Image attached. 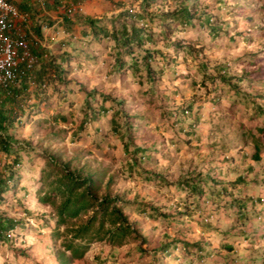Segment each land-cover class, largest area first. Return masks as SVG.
Instances as JSON below:
<instances>
[{
  "label": "rangeland",
  "instance_id": "1",
  "mask_svg": "<svg viewBox=\"0 0 264 264\" xmlns=\"http://www.w3.org/2000/svg\"><path fill=\"white\" fill-rule=\"evenodd\" d=\"M23 1L28 0H15ZM45 1L30 0L27 11L33 17L46 13L54 4ZM185 3L186 20L168 15L181 10L180 0H85L74 9H58L54 17L34 18L31 29L37 34L40 27L42 41L35 48L48 50L45 61L62 71L54 72L37 100L32 93L29 104L36 106L26 107L10 130L13 141H22L24 168L0 213L20 223L0 237V264H209L207 257L264 264V0ZM143 5L145 17L136 24L150 36L131 45L133 54L120 52L115 39L98 36L89 24L70 28L65 20L84 14L114 30L134 21L120 18L121 11L142 14ZM91 90L97 96L87 105ZM82 121L86 127L78 135ZM257 150L259 160L253 157ZM44 156L74 160L72 168L101 186L100 197L121 198L137 233L120 246L93 242L82 258L62 263L61 252L66 260L71 255L62 247L67 239L53 236L55 209L40 201L48 189ZM15 158L0 151V169ZM185 180L202 182L200 191L190 195ZM136 202L162 215H144ZM182 224L204 231L194 237L182 232L191 245L178 237L179 250L172 255V247L163 246L173 244L170 226ZM219 226H235L239 234L229 239ZM248 230L253 234H242Z\"/></svg>",
  "mask_w": 264,
  "mask_h": 264
},
{
  "label": "trees",
  "instance_id": "2",
  "mask_svg": "<svg viewBox=\"0 0 264 264\" xmlns=\"http://www.w3.org/2000/svg\"><path fill=\"white\" fill-rule=\"evenodd\" d=\"M14 3L16 4L15 0ZM29 1H23L20 5H17L20 10L29 9ZM55 5L59 6L60 3L56 2ZM85 0H66V7L69 10L72 6H78V4ZM181 5H184L181 10H175L171 14L172 20L185 19L190 17L188 5L184 4L187 0H180ZM143 12H131L129 10L121 11L120 18L132 19L133 23L128 25H122L120 28H114V30H107L104 27H99L94 20L85 16L84 14H78L74 18L65 17L68 27L77 25L80 21L84 24H89L90 27H94L96 34H101L103 37H112L116 40V47H119L120 52H127L133 54V50L130 48L133 43L142 44L147 42L150 34L147 33L144 27H139L136 21L145 17L146 12L145 5L142 6ZM46 17V16H45ZM48 17V16H47ZM50 19V18H47ZM89 21V22H88ZM54 20H50L49 25L53 24ZM116 24V22H115ZM114 24V26H115ZM37 35H39L40 27H36ZM43 52H38L40 56L39 66L34 72V80L36 87L34 90L30 87L29 79L23 81L22 85H13L9 88L0 87V151H3L6 156L15 154L16 158L7 160L4 164V168L0 169V205L5 200L6 194L11 191L13 193L16 187L19 186L22 176L19 169L23 166L22 158L19 152L21 147L20 140L13 141L11 131L15 126V123L21 120L24 115L26 107L36 106V103L29 104L32 93L36 100L43 95L44 87L47 86V81L52 82L54 80V72L62 71L61 66L52 65V62L45 61L47 57H42L46 53L45 48H42ZM148 64V65H147ZM52 65V66H51ZM132 65H135L134 63ZM148 70V76L151 73L150 65L146 62ZM60 77V73L58 76ZM57 79H55L56 81ZM45 84V86L43 85ZM42 87V88H41ZM86 99L87 105H90L91 99L96 98V90H91L87 93ZM89 118L88 120H90ZM93 119V116H92ZM86 120V121H88ZM84 121L77 128L76 133L80 135V131L84 130ZM13 143H18L17 146ZM25 142H23L24 144ZM25 148L27 143L24 144ZM23 145V146H24ZM29 152V151H28ZM254 159L259 160V150L254 153ZM46 165L48 167V173H44L43 179L47 181L48 189L43 191L40 201L44 204L53 206L56 212V228L54 230V237H66V242L62 244L64 250L71 252L70 257L65 259V252H61L59 259H62V263L71 261L72 259L82 258L89 250L90 245L96 241H106L109 245L120 246L123 245L125 239L137 233L136 223L131 222L128 213L125 212L123 200L118 196L112 197L110 194H104L100 197L98 191L101 190V186L97 184L92 176H83L82 169L78 166L72 168V162L74 160H68L66 162H58L53 157L44 156ZM1 162V160H0ZM13 183V185L11 184ZM184 183V182H183ZM202 182L195 180H185L184 185L189 190L190 195H196L200 191V185ZM198 189V190H197ZM58 199L60 201L58 202ZM137 211L150 216L152 218H158L162 214L157 207L151 204L137 203ZM0 213V237H4L5 234L12 232L20 221L9 217L5 210ZM85 217V218H84ZM80 219V220H78ZM65 225L61 230L60 226ZM184 245L190 246L188 242H184ZM166 245L163 246L165 248Z\"/></svg>",
  "mask_w": 264,
  "mask_h": 264
},
{
  "label": "built area",
  "instance_id": "3",
  "mask_svg": "<svg viewBox=\"0 0 264 264\" xmlns=\"http://www.w3.org/2000/svg\"><path fill=\"white\" fill-rule=\"evenodd\" d=\"M40 2L46 5L45 0ZM56 2L60 3L58 7L63 8V11L67 10L66 0ZM27 10H20L12 0H0V87L2 88L20 86L26 79H29L31 84L34 83V72L41 58L37 54L35 45L42 41L31 29V24L36 23L34 18L40 21L39 18L43 14L33 17ZM55 25L51 24L50 27ZM47 27L44 26L43 31ZM63 32L66 33L64 29ZM62 45L64 50H67V43L63 42ZM43 56L47 57L48 51Z\"/></svg>",
  "mask_w": 264,
  "mask_h": 264
},
{
  "label": "crops",
  "instance_id": "4",
  "mask_svg": "<svg viewBox=\"0 0 264 264\" xmlns=\"http://www.w3.org/2000/svg\"><path fill=\"white\" fill-rule=\"evenodd\" d=\"M49 1H51V0H49ZM53 4H54V6H52V9H50L49 11H47L46 10V13H43L44 15H46V14H49V15H51L52 17H54L55 16V13H58L59 11H58V9H60L58 6H56L55 5V3L53 2V0L51 1ZM57 17H60L59 15H57ZM58 21H60V20H58ZM53 24H55V22H53ZM84 33H86V31L84 32ZM98 36H100L99 34H97ZM108 38V37H107ZM94 54H95V52H94ZM84 79L86 80V77H84ZM23 167V166H22ZM24 168V167H23ZM16 188H18V187H16ZM15 191H16V189H15ZM9 193V192H8ZM6 196H7V194H6ZM249 197V196H248ZM248 200H249V198H248ZM183 219V218H182ZM259 219H262V215L259 217ZM190 227H193V230H192V228H190ZM207 227V229H208V226H206ZM220 227V229H218V232H222V233H224L229 239L230 238H232V237H235L237 234H239L238 233V231H237V227H235V226H219ZM170 228L173 230V228H174V232H176V233H173V237L170 239V241H172L173 240V244H171V243H168L167 245H166V247H169V246H171L172 247V251H174V253L172 254V255H175V253L179 250V247L178 246H176V244H174L175 243V241L177 240V239H179V238H181V239H183L182 241H185V242H187V241H190V238L189 237H185L183 234L181 235V233L183 232H186V231H192L193 232V237H194V234L198 231V232H201V231H204L203 229H204V227H200L201 229L199 230V226H185V224H182V226H170ZM247 231V230H246ZM254 230H248V232H242V234L243 235H251V234H253L252 232H253ZM260 233H264V230H260ZM202 234H204V233H202ZM208 235H205V237H203L202 236V238H204V239H210V237H207ZM179 237V238H178ZM199 239H201V237L200 236H197V238H193V241L192 242H194V241H197V240H199ZM216 239H217V237H215V234H214V237H213V242L214 241H216ZM224 242H226V238L224 239ZM184 243V242H183ZM193 244H195V243H193ZM227 245V244H226ZM193 247H195L194 248V252H196V251H198V250H200L199 252H202V247L200 246V245H198V247H196L195 245H192ZM177 248V249H176ZM184 248V247H183ZM175 249V250H174ZM185 249V248H184ZM188 251H189V249H187ZM167 251V250H166ZM169 253V252H168ZM185 253H186V251H185ZM212 253V252H211ZM193 254V253H192ZM216 256V255H215ZM201 257V256H200ZM229 258H227V259H221V258H219V257H216V258H211V257H207L206 258V260L209 262V261H211V262H209V264H226V261L228 260ZM229 261V260H228ZM202 262H205L204 264H206L207 262L205 261V259H203V261ZM177 263V262H176Z\"/></svg>",
  "mask_w": 264,
  "mask_h": 264
},
{
  "label": "clouds",
  "instance_id": "5",
  "mask_svg": "<svg viewBox=\"0 0 264 264\" xmlns=\"http://www.w3.org/2000/svg\"><path fill=\"white\" fill-rule=\"evenodd\" d=\"M30 83V82H29ZM31 84V83H30ZM34 84H36L35 80H34Z\"/></svg>",
  "mask_w": 264,
  "mask_h": 264
}]
</instances>
